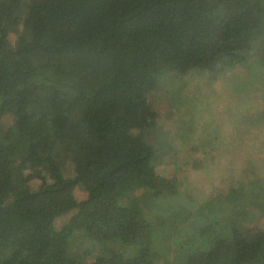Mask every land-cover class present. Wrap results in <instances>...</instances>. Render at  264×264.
Segmentation results:
<instances>
[{
	"label": "trees",
	"instance_id": "1",
	"mask_svg": "<svg viewBox=\"0 0 264 264\" xmlns=\"http://www.w3.org/2000/svg\"><path fill=\"white\" fill-rule=\"evenodd\" d=\"M256 54L264 0H0V264H264L243 233L264 215L256 159L196 208L161 195L181 152L151 104L165 91L179 143L211 164L222 126L193 128L216 119L201 81Z\"/></svg>",
	"mask_w": 264,
	"mask_h": 264
},
{
	"label": "rangeland",
	"instance_id": "2",
	"mask_svg": "<svg viewBox=\"0 0 264 264\" xmlns=\"http://www.w3.org/2000/svg\"><path fill=\"white\" fill-rule=\"evenodd\" d=\"M150 39L152 42L155 41L156 34L152 32ZM260 47L262 46L259 44L258 48ZM260 61L262 60L256 54L247 69H237L223 74L218 80L201 81L203 82L201 95L205 92L200 99L208 92L211 96L204 98L205 102L199 103L202 107L210 108L216 119L211 115L198 119L193 128L196 134H199L209 122H215L212 124L218 127L222 126L221 133H214V136L222 142V147L218 149L219 157L211 164L203 162L205 160L202 155L203 149L186 152L188 147L179 143V129L182 127L190 129V127L187 119L178 115L173 104L167 102L164 97L165 91L159 90L152 97L151 104L161 118L163 130L158 138L166 143L169 140L173 141L175 149L181 152L170 154L168 161L156 170V181L161 188V195L176 190L177 196H173L172 199L185 201V206L189 203L196 208L204 203L205 197L209 196L210 192L224 189L225 186L241 178L240 170L244 169L241 163L244 161L247 163L246 159L250 157L256 159L255 162L250 163L255 166L256 174L264 183V67ZM186 92L189 98H197V89H187ZM189 98L186 103L190 101ZM204 149L207 150L206 147ZM230 173L233 174L232 181L228 180ZM250 175L251 173L248 172V177ZM186 194L191 197L190 201L184 198ZM77 196L82 198L84 194L77 192ZM243 233L252 245H258L264 240V215ZM172 259L173 255L168 253L158 258L156 264H171Z\"/></svg>",
	"mask_w": 264,
	"mask_h": 264
}]
</instances>
